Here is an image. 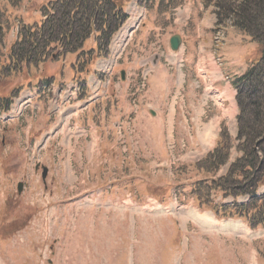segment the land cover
<instances>
[{"label":"rangeland","instance_id":"374dc122","mask_svg":"<svg viewBox=\"0 0 264 264\" xmlns=\"http://www.w3.org/2000/svg\"><path fill=\"white\" fill-rule=\"evenodd\" d=\"M52 1L0 0V264H264V227L195 203V192L205 195L227 168L197 167L221 128L230 129L209 62L218 65L223 39L235 36L234 69L244 72L258 44L217 27L205 7L184 45L180 33L149 29L173 18L181 25L183 0H139L145 24L129 32L125 21L88 74L72 69L96 52L93 36L79 58L57 45V60L17 67L11 46ZM174 34L181 45L172 52ZM211 198L247 200L218 190ZM197 213L226 226L196 221Z\"/></svg>","mask_w":264,"mask_h":264},{"label":"trees","instance_id":"16d2710c","mask_svg":"<svg viewBox=\"0 0 264 264\" xmlns=\"http://www.w3.org/2000/svg\"><path fill=\"white\" fill-rule=\"evenodd\" d=\"M130 1L54 0L49 8H41L44 18L39 24L22 27L21 39L10 48V59L17 60V67L37 68L58 59L57 45L62 53L78 51L79 58L85 41L93 36L96 52L90 60L87 57L84 64L81 62L78 69H72L78 70L79 75L88 74L108 51L112 37L128 18L125 7ZM201 1L204 7L213 9L217 27L236 28L258 44L259 53L232 81L238 109L236 135L231 136L222 127L212 149L198 162L197 167L203 173H217L227 164L226 172L218 179H211L208 190H203L205 195L195 192V203L199 209H205L202 204H206L218 218L242 219L252 229L264 227V0ZM48 78L46 82H50ZM8 108L9 104L1 110ZM214 190L223 197L235 200L246 196L247 200L224 203L211 198Z\"/></svg>","mask_w":264,"mask_h":264},{"label":"crops","instance_id":"0c3cea01","mask_svg":"<svg viewBox=\"0 0 264 264\" xmlns=\"http://www.w3.org/2000/svg\"><path fill=\"white\" fill-rule=\"evenodd\" d=\"M143 6H144V3L142 2L140 3L139 0H131L127 4V6L125 7V11L129 15V17L126 20V23L127 22L129 23V27L133 25L134 23L135 25L138 23L137 28H139L142 23L145 24V22H142L143 19H141L143 10L146 11V8ZM204 8L205 7H203V4L201 3L200 0H183L181 1V4L179 5V10H180L179 19L182 20L181 25L179 24L178 18L177 19L173 18L171 22H168L165 25L153 24L152 26H149V29L150 30H153V29L162 30L164 32L163 35H169V36L173 31H175V33H180L182 35V38L184 37L186 39L184 40V45H185V42L187 45L188 41H193L191 39L192 34L190 33V30H189L191 27L190 23L195 21L196 18H198V12L204 10ZM137 9H139L138 14L136 11ZM200 22L202 23L201 20ZM202 24L204 28H199L198 24L196 25L198 27V31H201L200 29H205L204 32L194 37L198 41H202L203 36H206L209 20L206 19L205 22L203 21ZM233 29L234 28H232V30ZM232 30H230V32ZM230 38H231L230 40H227L226 38H225L226 40L223 39L222 47H224V49L226 50H222L221 51L222 54L220 55L218 54V58H217L218 65H216V63L213 61H210L209 63L212 64L211 70L213 73V78L211 82L212 84H215V87L213 88H216L217 91L221 93V96H225L223 100L225 102L224 107L228 109V112L225 114L226 120L228 121V124L230 127L228 131L231 134V136L234 137L237 132L236 115H237L238 109H237V103L235 100L236 92L232 85V81L236 76H238L239 74H241V72H243L242 70H244L245 67L240 72H236V70L234 69L233 64H235L236 59L234 55H232V51H231L232 49L230 50V47L232 45V42L240 41V38H236L235 36H232ZM219 58L220 59L222 58L225 61L224 65H222L219 62L220 60ZM239 60L241 62V59ZM241 63L242 65L244 64L243 62ZM217 135L214 139V142H212L213 144H211L212 145L211 148L213 147L216 141ZM211 136L212 134L210 135L209 138H205V139L210 140ZM212 141H213V137H212Z\"/></svg>","mask_w":264,"mask_h":264},{"label":"water","instance_id":"95a60500","mask_svg":"<svg viewBox=\"0 0 264 264\" xmlns=\"http://www.w3.org/2000/svg\"><path fill=\"white\" fill-rule=\"evenodd\" d=\"M180 45H181V37H180V35H178V34L172 35L170 37V39H169L170 49L172 51H177L179 49V46ZM152 63H154V62H152ZM121 79H124V71L123 70L121 71ZM149 112H150L151 115H154L155 114L154 111H152V110H149ZM46 170H47L46 168H43L42 178L45 177ZM21 186H22V183L21 182L18 183V185H17L18 192H20Z\"/></svg>","mask_w":264,"mask_h":264},{"label":"bare ground","instance_id":"6f19581e","mask_svg":"<svg viewBox=\"0 0 264 264\" xmlns=\"http://www.w3.org/2000/svg\"><path fill=\"white\" fill-rule=\"evenodd\" d=\"M195 216V220L197 221V219L199 221H203L207 224H212V226L216 225L218 227H224L226 226V223L223 222V221H219V220H215V219H212L210 216L206 215L205 213H199L198 215H194ZM211 220L213 221L211 223ZM214 224V225H213ZM236 225V224H235ZM232 228H237L235 229L234 231H240V228H238L237 226H233ZM243 229V228H242ZM233 231V230H232ZM232 231H229V232H232ZM237 233V232H236Z\"/></svg>","mask_w":264,"mask_h":264}]
</instances>
